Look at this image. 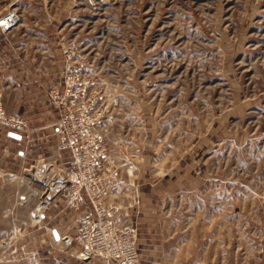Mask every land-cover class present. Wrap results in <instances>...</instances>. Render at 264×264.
Here are the masks:
<instances>
[{"label":"rangeland","instance_id":"1","mask_svg":"<svg viewBox=\"0 0 264 264\" xmlns=\"http://www.w3.org/2000/svg\"><path fill=\"white\" fill-rule=\"evenodd\" d=\"M12 14L0 33L14 29L23 70L2 72L0 102L23 129L0 126V264H123L73 239L86 210L58 193L74 157L65 112L97 139L103 206L135 230L138 264H264V0H0V20ZM43 46L63 48L59 87L34 86L41 72L20 57ZM45 95L59 114L29 133Z\"/></svg>","mask_w":264,"mask_h":264},{"label":"built area","instance_id":"2","mask_svg":"<svg viewBox=\"0 0 264 264\" xmlns=\"http://www.w3.org/2000/svg\"><path fill=\"white\" fill-rule=\"evenodd\" d=\"M16 22L17 18L13 14L8 15L0 20V28L3 31L10 30ZM72 87L76 93L73 101L82 99L83 83L75 81ZM63 103L65 105V102ZM0 126L9 128L8 134H18L23 129L19 118L7 116L1 102ZM56 130L67 136L61 146L63 149L71 148L74 156L66 169L68 181L58 193L67 208L74 211H80L82 208L86 210L78 220L73 239L88 257L97 256L119 261L122 259L123 264H138L134 247L135 230L124 224L119 215L103 206V201L109 193L108 178L97 173V139L92 143L84 139L90 133L87 122L80 116H71L65 112ZM112 178L114 181L115 172H112ZM41 207L45 208L46 203Z\"/></svg>","mask_w":264,"mask_h":264},{"label":"crops","instance_id":"3","mask_svg":"<svg viewBox=\"0 0 264 264\" xmlns=\"http://www.w3.org/2000/svg\"><path fill=\"white\" fill-rule=\"evenodd\" d=\"M14 32L15 31L13 29L9 34H12ZM9 34L4 35L0 33V83H2L3 77H4V75H2V72L9 73V72H16V71L23 70L22 63L20 62V58H18L15 53L12 54V51L9 47V43L5 41V39L8 40ZM41 38L48 40L47 33L44 32V34H41ZM20 54L19 55L21 58L23 56V58L27 62L34 64L35 70H37L38 72H41L40 74L41 77L36 81L35 84H33L34 86L40 87V84L43 86L45 85L47 87H54V86L59 87L60 86L59 84H61L60 82H62V78L64 75L63 73L64 71L63 48H61L60 50L59 49L55 50L54 48L50 46H45V47L43 46L34 51L25 48L20 52ZM21 74H18V76H21ZM10 75L13 76L12 74ZM12 80L14 81V78H12ZM18 80L21 82L18 83L17 86H20V87L33 86L30 84L31 80L24 79L22 77H20ZM43 98L47 99V101L39 102L37 106L35 105L33 106V110L37 112L33 116V118L39 119L40 121H42V124L35 125V126L34 124H32V126L29 127V133H35V134L50 133L49 129L51 127V124H53L50 120H52L53 118L55 119L59 114L58 109L53 106V103L50 100V97L45 95L43 96ZM47 103L48 105L46 106ZM1 141L3 142L5 141L3 136L0 139V143ZM0 146H2V144ZM23 183H26V182L21 180L19 184L13 185L12 187L16 193L18 192L17 189L18 188L20 189L21 193L18 192L20 197L25 196V193H22L25 191L23 185H25L26 187L29 186V183H26V184H23ZM6 189H8L6 187V180L0 176V197L4 195V193L6 192ZM29 189H30L29 193L33 195L32 194L33 191L31 190V188ZM6 258L7 256H0V262H3V261L5 262Z\"/></svg>","mask_w":264,"mask_h":264},{"label":"water","instance_id":"4","mask_svg":"<svg viewBox=\"0 0 264 264\" xmlns=\"http://www.w3.org/2000/svg\"><path fill=\"white\" fill-rule=\"evenodd\" d=\"M9 136L12 137V138H15V139H21V135H19V134H17V133H13V132H12V133L9 134ZM54 235H55V237H58V232L55 231V232H54Z\"/></svg>","mask_w":264,"mask_h":264},{"label":"bare ground","instance_id":"5","mask_svg":"<svg viewBox=\"0 0 264 264\" xmlns=\"http://www.w3.org/2000/svg\"><path fill=\"white\" fill-rule=\"evenodd\" d=\"M5 21V20H4ZM47 175V174H46ZM33 191V190H32ZM55 237V236H54ZM61 242V241H60Z\"/></svg>","mask_w":264,"mask_h":264}]
</instances>
